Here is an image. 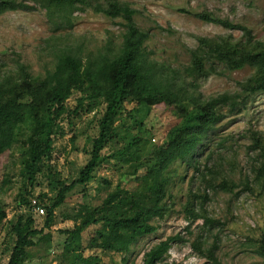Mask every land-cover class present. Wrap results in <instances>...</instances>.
Masks as SVG:
<instances>
[{
    "label": "trees",
    "instance_id": "16d2710c",
    "mask_svg": "<svg viewBox=\"0 0 264 264\" xmlns=\"http://www.w3.org/2000/svg\"><path fill=\"white\" fill-rule=\"evenodd\" d=\"M34 1L55 15L50 20L53 28L49 36L53 52L51 66L42 73H32L26 64L17 62L14 70L0 73V155L10 150L17 153L21 187L28 198L26 212L8 221V235L13 242L9 249L7 243L0 249V253L2 249L9 251L5 264H24L26 247L42 232V227L34 226L32 190L43 183L47 187L49 195L40 192L34 199L37 206L44 208L43 227H48L53 221L54 210L64 203L71 190L80 186L85 191V186L96 178L97 170L106 163L115 165L118 161L131 160V173H142L145 178L134 188L125 187L118 179L99 204H79L67 213L72 221L68 231L71 235H78L90 226L96 227L87 241V248L93 253L80 255L81 264H99L101 252L126 254L139 237L157 231L159 220L170 210L168 201L173 178L167 169L175 160L189 165L203 186L199 189L190 184L185 193L181 211L187 222L200 219L202 227L222 224L219 218L210 217L205 210L206 188L233 191L239 187L238 190L251 193L264 190V138L259 131L248 130L247 150L252 154V174L251 177L243 174L238 181L222 168L221 155L213 157L214 152L210 151L200 159L195 143L196 136L212 130L221 121L223 109L232 112L244 103L246 96H241V92L248 95L264 91V43L253 36L250 28L195 12V16L205 21L239 28L244 40L235 50L217 38L196 36L195 46L188 51L187 63L179 69L151 56L146 48L148 33L134 23L135 9L127 1ZM86 7L120 19L118 42L108 40L93 49H84L60 32L70 24L74 12L84 11ZM19 8L29 9L31 5L0 0V12ZM244 65L259 68L253 85L248 81L238 82L241 86L238 92L225 90L208 96L203 102H195L187 117L169 128L163 142L139 134L151 107L178 88L185 90L211 75L220 74L219 66L239 69ZM186 76L190 81L183 85ZM73 94L77 96L70 108L67 101ZM78 112H93L94 133L86 137L90 148L84 163L79 166L76 177L66 182L47 160L53 153L55 138L62 135L61 122L69 115L78 116ZM117 123L119 131L109 133L108 128L116 129ZM100 183L108 188L112 181L100 176ZM5 217L0 200V222ZM186 229L188 231V226ZM180 238V234L175 233L159 239L143 252L140 264H160L171 244ZM190 245L207 261L218 264L215 240L206 244L205 235L199 232ZM55 264L63 262L59 259Z\"/></svg>",
    "mask_w": 264,
    "mask_h": 264
},
{
    "label": "rangeland",
    "instance_id": "374dc122",
    "mask_svg": "<svg viewBox=\"0 0 264 264\" xmlns=\"http://www.w3.org/2000/svg\"><path fill=\"white\" fill-rule=\"evenodd\" d=\"M17 1L26 2L31 8L0 12V73L14 70L17 62L26 64L32 73H42L51 66L53 58L49 36L53 33L50 20L55 15L34 0ZM124 1L135 9L134 23L148 33L146 48L151 56L179 69L187 63L188 51L195 46L196 36L217 38L235 50L240 48L244 40L239 28L205 21L195 16V12L244 25L264 43V0ZM119 22V18H110L86 7L84 11L74 12L70 24L60 32L65 33L70 41L80 43L84 49H93L108 40L115 43L120 40ZM218 71L220 74L211 75L185 90L178 88L165 100L153 105L139 134L158 143L163 142L167 139L169 128L185 117L195 102H203L208 96L225 90L238 92L241 90L238 82L248 81L253 85L259 75V68L254 65H244L239 69L219 66ZM185 79L183 85L190 81V77L186 76ZM76 96L73 94L67 101L70 108L74 106ZM241 96L246 97L238 109L232 112L223 109L221 121L212 130L195 138L201 154L199 158L202 159L210 151L214 152L213 157L221 155L222 168L229 171L236 181L243 174L250 177L252 174V154L247 150L248 130L255 129L264 138V91L248 95L241 92ZM126 107L129 108L130 104H126ZM78 113V116L69 115L61 122L62 135L55 138L53 153L47 160L66 182L76 177L90 148L86 137L94 133L93 112ZM186 121L190 122L189 119ZM116 125V129L108 128V132H118L119 123ZM131 164L129 160L118 161L115 165H102L96 172V178L85 186V191L80 186L71 190L64 203L54 210L53 221L48 227H43L44 208L43 213L31 210L34 226L37 229L42 227V232L33 237L32 245L26 247L24 264H55L59 259L63 264H81L80 255L92 254L93 250L87 248V241L96 227L90 226L78 235H71L68 231L72 228V221L67 218V213L79 204H99L118 179L125 187L134 188L145 175L131 173ZM167 171L173 178L168 201L170 210L159 220L157 231L139 237L126 254L101 252L99 264H140L145 250L159 239L175 233H179L181 238L171 244L160 264H213L190 245L192 238L199 232L205 235L206 244L216 241L218 264H264V190L251 193L238 190L239 187L233 191L206 188L204 191L208 200L204 205L205 210L210 217L219 218L222 224L202 227L200 219L187 222L181 211L190 184L203 188L193 169L175 160ZM100 176L108 178L112 184L108 188L102 187ZM40 192L49 195L44 183L32 190L30 201ZM24 197L26 201H22ZM0 200L6 213L0 222V249L4 243L8 244L9 249L13 239L8 235V221L26 212L28 200L21 187L17 153L14 150L0 155ZM8 254V250H1L0 264L6 263Z\"/></svg>",
    "mask_w": 264,
    "mask_h": 264
},
{
    "label": "built area",
    "instance_id": "2783aa9c",
    "mask_svg": "<svg viewBox=\"0 0 264 264\" xmlns=\"http://www.w3.org/2000/svg\"><path fill=\"white\" fill-rule=\"evenodd\" d=\"M32 210L37 211L39 213H43V208L36 205V200L34 198L31 199Z\"/></svg>",
    "mask_w": 264,
    "mask_h": 264
}]
</instances>
